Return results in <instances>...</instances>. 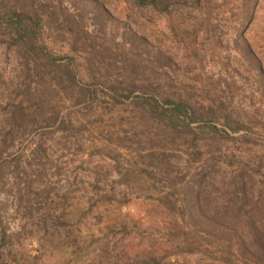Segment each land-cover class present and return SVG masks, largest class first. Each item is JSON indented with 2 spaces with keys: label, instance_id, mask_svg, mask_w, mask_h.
<instances>
[{
  "label": "rangeland",
  "instance_id": "1",
  "mask_svg": "<svg viewBox=\"0 0 264 264\" xmlns=\"http://www.w3.org/2000/svg\"><path fill=\"white\" fill-rule=\"evenodd\" d=\"M56 1L62 60L0 34V264H264V0Z\"/></svg>",
  "mask_w": 264,
  "mask_h": 264
},
{
  "label": "trees",
  "instance_id": "2",
  "mask_svg": "<svg viewBox=\"0 0 264 264\" xmlns=\"http://www.w3.org/2000/svg\"><path fill=\"white\" fill-rule=\"evenodd\" d=\"M32 7L41 6L40 10L36 11V14H30L23 9H12L2 7L0 9V34L8 36L11 39V44L14 46H25L31 50L35 49L40 55H43L52 60H62L61 57H57L48 48V44L45 43V26L43 24L41 10H45V7L50 3V0H31ZM56 1V0H55ZM77 1V0H75ZM85 2L87 0H78ZM59 5H62V0L56 1ZM132 2L138 7H151L160 12H168L169 9L174 6L176 0H132ZM47 25V24H46ZM5 42V41H4ZM6 43V42H5ZM113 100L117 103H124L127 100H134L135 102H143L150 105L157 111V117H163L165 120L171 121L173 125H180L181 123H190L191 112L190 108L181 102L166 101L160 103L156 97L149 94L133 95V93L120 94L115 91L111 93ZM96 97V91H89L88 97L91 102Z\"/></svg>",
  "mask_w": 264,
  "mask_h": 264
}]
</instances>
